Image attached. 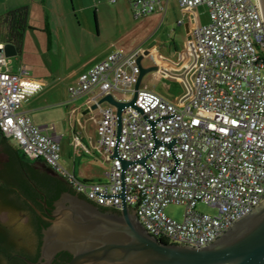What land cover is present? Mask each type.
<instances>
[{"label":"built area","instance_id":"obj_1","mask_svg":"<svg viewBox=\"0 0 264 264\" xmlns=\"http://www.w3.org/2000/svg\"><path fill=\"white\" fill-rule=\"evenodd\" d=\"M159 1L128 0L134 17L152 13ZM177 1L181 6L205 3L210 13L209 22L195 26L192 33L197 53L192 92L182 101H172L140 86L135 104L149 119L175 112L173 118L159 119L154 131L162 141L177 138L172 149L179 163L173 176L165 175L175 161L167 146L158 145L145 160L151 176L140 163L125 169V196L151 234L168 242L203 246L264 197V18L258 0ZM2 47L0 42L1 132L15 138L27 157L44 160L81 195L98 205L121 209V196L105 198L93 192H121V164L109 156L116 139L114 107H97L101 114L97 148L111 163L106 180L79 179L59 161L56 134L16 110L42 83L27 79L24 69L15 72ZM141 52H110L89 68L79 86L69 87L70 96L94 92L92 101L97 102L113 89L126 91L121 85L133 90L136 57ZM122 120L119 155L128 160L143 156L154 142L148 121L130 106L123 109ZM75 140L90 151L78 134ZM198 202L216 212L199 210ZM170 203L185 206L181 220L166 212Z\"/></svg>","mask_w":264,"mask_h":264},{"label":"water","instance_id":"obj_2","mask_svg":"<svg viewBox=\"0 0 264 264\" xmlns=\"http://www.w3.org/2000/svg\"><path fill=\"white\" fill-rule=\"evenodd\" d=\"M258 1L264 18V0ZM2 49L7 56L16 52L15 45L11 42L4 43ZM147 53L148 50L139 53L136 57L138 73L132 97L119 98L111 91L102 95L97 102H93L86 109V111L94 110L103 102H107L115 109L116 139L113 153L109 156L117 158L121 164V192L109 194L97 190L93 192L105 198L121 196L122 208L116 209L110 206L101 208L104 206L94 203L85 196L82 197L83 195L80 196L81 194L73 188L74 192L72 190L61 192L53 202L50 222L42 230L41 256L38 261L24 257L29 264H51L56 254L62 250L71 254V258L65 264H264V197L250 212L237 219L215 240L203 246L160 240L148 232L138 218L136 210L127 204L124 178L127 166L140 163L145 167L147 175L151 176L152 169L145 160L158 145L167 146L175 161L173 168L164 172L165 175L173 176L179 163V158L172 149L177 138L173 136L168 141H162L154 131L155 123L159 119L173 118L175 112L149 119L143 109L135 104L144 76L159 68L157 64L143 63ZM128 106L135 108L148 121L154 140L152 148L146 154L132 160L122 158L117 149L123 109ZM14 164L37 167L36 163L22 160L2 137L0 186H4L6 180L2 172L7 174L9 171L17 170ZM42 201L46 204L45 200ZM0 222L9 225L21 237L27 235V225L19 212L1 209Z\"/></svg>","mask_w":264,"mask_h":264},{"label":"rangeland","instance_id":"obj_3","mask_svg":"<svg viewBox=\"0 0 264 264\" xmlns=\"http://www.w3.org/2000/svg\"><path fill=\"white\" fill-rule=\"evenodd\" d=\"M126 4L125 0H0V18L11 7L26 6L28 9V26L23 31L19 48L7 59L15 72L24 69L27 79L37 80L45 86L39 94L23 99L21 104L26 107L33 100V104L36 101L49 104L48 107L33 110L30 115L37 125L55 124L56 133L63 134L59 161L67 166L72 160L68 154L73 136L70 124L76 121V115L70 114L65 104L56 101L68 98L69 87L79 86L87 67L103 55L114 49L127 51V47L119 43L109 50L104 48L109 39L114 38L115 44L124 30L129 31L134 24L135 20L127 12ZM129 20L132 21L128 23ZM0 40L7 42L6 33L1 28ZM163 53L167 54L166 50ZM172 61L178 64L175 56H172ZM149 62V57L143 58L144 64ZM145 85L170 97L180 92L177 83L165 89L153 72L144 76L141 86ZM120 87L127 90L113 89L117 97H132L131 87ZM84 100L85 96L74 98L70 106ZM102 106H107V102H103ZM89 124L94 127L93 120L90 119ZM98 154L84 158L81 164L78 159V167L81 166L86 174L98 175V180H106L105 173L111 163L103 159L105 154ZM197 208L211 214L216 212V208L205 202H198ZM165 210L170 216L181 220L185 206L170 203Z\"/></svg>","mask_w":264,"mask_h":264},{"label":"crops","instance_id":"obj_4","mask_svg":"<svg viewBox=\"0 0 264 264\" xmlns=\"http://www.w3.org/2000/svg\"><path fill=\"white\" fill-rule=\"evenodd\" d=\"M125 1L127 3L125 8L130 16H132L135 20L134 24L131 26L129 31H127V29L124 30L122 36L116 39L115 44L113 42L114 38L109 39L106 42L107 45H105L104 48L109 50L114 45L119 43L123 47H127V51H123L121 49H114L112 51L117 50L127 53L137 49H141L142 52L148 50V53L145 54L144 57H149L150 62L146 63L145 65L157 64L159 66V68L153 72V76L162 82L165 89H170L172 83H177L180 87V92L174 94L171 97L164 94L163 92H157L169 100L182 101L190 95L193 89L195 61L197 58L194 37L192 34L193 29L197 25L206 24L209 22L210 13L208 6L205 3H199L194 6H181L177 0H160L156 6V9L152 13L140 17H134L128 0ZM10 9H12V7ZM130 21L132 20H129L128 23ZM0 42L3 44L5 43L3 40H0ZM163 50H166L167 54L169 53L170 55L164 54ZM112 51H109L103 55L99 60L106 57ZM172 56H175V58L178 59V64L172 61ZM99 60L87 67L86 75L89 68ZM10 66L12 67L11 64ZM43 86L44 85L42 84V88L39 91L27 96L25 99L39 94L44 89L45 86ZM142 87L151 89L147 85ZM93 94L94 92H88L75 97L69 95L68 98H63L56 101L65 104L69 110V113H75L76 115V121L71 122L70 124L73 136L69 143L71 149L68 154L72 157V160L68 163V166L63 163L61 164L66 169L74 173L79 179H100L98 175L94 173L86 174L81 166L78 167V159L81 164L84 158L99 155L96 142L99 136L98 120L101 117L100 110L96 108V112L93 110L86 111V109L89 108L93 102ZM81 96H85V100L82 103L70 106V103L74 100V98ZM21 102L17 105L16 110L20 112H26L29 115L30 112L35 109L49 106V104L45 105L43 102L36 101L35 104L30 102L28 106L24 107L22 106ZM86 115L89 116L86 117ZM90 119L93 120V128L89 124ZM40 125L43 126L44 130L48 133L56 134L60 142L63 134L56 133L55 124L49 125L44 123ZM76 134L80 136L82 142L87 145L90 151H87L83 144L75 140ZM2 137L5 142L17 152L22 160L27 163H36L35 159H31L24 154L20 144L15 138L5 136L0 131V141ZM103 159L110 162L107 156Z\"/></svg>","mask_w":264,"mask_h":264},{"label":"flooded vegetation","instance_id":"obj_5","mask_svg":"<svg viewBox=\"0 0 264 264\" xmlns=\"http://www.w3.org/2000/svg\"><path fill=\"white\" fill-rule=\"evenodd\" d=\"M2 175L6 177V180L4 181V187L7 186L8 188H3L0 186V210H8L22 214L28 231L27 235L21 237L18 233H15L14 230L9 227V225L0 222V232L5 234L6 237V239L2 238L0 243L6 244L11 242V244H13V250H15L13 253L14 256H18L23 260H25L24 257H27L32 261H38L41 256L40 248L42 243V230L50 222V212L52 211L53 207L48 203H43V205L41 204L42 206H37L34 203L32 197L36 196V191L40 192V189L38 188L34 179L31 180L32 187H28L25 191L26 193L24 194V192H22L14 183L18 181V174L14 172V170L9 171L7 174L2 172ZM33 176L34 178H37L41 181H46L48 179L42 169H37V171L33 173ZM37 200H41V197L38 196ZM43 200L46 201L44 197ZM18 237L21 240H19ZM16 238L19 241L16 240ZM59 253L60 257H58L57 260L60 264L66 263V261L71 258V254L66 250L59 251L56 256ZM9 260V257H5L0 252V264H9ZM53 261L51 264H53ZM25 262L28 263L26 260Z\"/></svg>","mask_w":264,"mask_h":264},{"label":"trees","instance_id":"obj_6","mask_svg":"<svg viewBox=\"0 0 264 264\" xmlns=\"http://www.w3.org/2000/svg\"><path fill=\"white\" fill-rule=\"evenodd\" d=\"M27 26H28V9L26 6H18V7L9 9L0 18V28L1 30L5 31L6 36H7V41L13 43L17 49L19 48V43L23 35V31L25 30ZM35 162L37 165V167L35 168L30 167V166H25L22 164H14L13 166L17 167V170H14V172L18 174V181L14 183L25 194L26 189L28 187H32L31 180L34 179L35 183L40 189V192L36 191L35 192L36 196L32 197L33 198L32 200L34 201V203L37 206H42L43 205L42 200L44 197L46 199V203L52 205L53 207L54 200L59 197L61 192L65 190L73 191V189L68 185L66 180L63 177H61L59 174H57L44 160H42L41 158H36ZM37 169H42V171L48 177L46 181H41L37 178H34L33 173L37 171ZM50 173H52L53 175ZM2 187L8 188L7 186L6 187L2 186ZM38 196L41 197V200L39 201L37 200ZM101 208L105 209V207H101ZM2 238L6 239L5 234L0 232V240ZM160 240L166 241V238L162 237L160 238ZM0 252L5 257L10 258L9 264H28L25 262V260L21 259L18 256L13 255L15 250H13V244H11V242H8L6 244L0 243ZM58 257H60V253L56 256L55 260L53 261V264H60L59 261L57 260ZM62 264H65V263H62Z\"/></svg>","mask_w":264,"mask_h":264}]
</instances>
